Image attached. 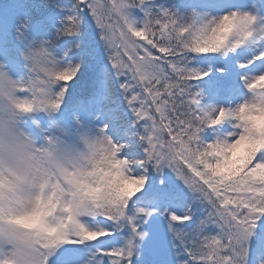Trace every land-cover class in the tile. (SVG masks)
<instances>
[{
    "label": "snow or ice",
    "instance_id": "1",
    "mask_svg": "<svg viewBox=\"0 0 264 264\" xmlns=\"http://www.w3.org/2000/svg\"><path fill=\"white\" fill-rule=\"evenodd\" d=\"M8 3L0 8V68L21 75V50L43 56L62 41L66 66L55 75L68 83L48 107L59 119L79 114V138L96 124L117 145L109 200L52 225L61 231L42 264H264V148L256 149L254 123L264 112V0ZM229 52L234 67H217L218 76L191 66ZM225 121L232 131L218 127ZM206 130L228 134L206 141ZM135 148L141 155L130 158ZM149 169L170 170L182 187L153 184ZM181 197L179 214L159 207ZM15 236L0 220V238ZM26 247L7 264H30Z\"/></svg>",
    "mask_w": 264,
    "mask_h": 264
},
{
    "label": "clouds",
    "instance_id": "2",
    "mask_svg": "<svg viewBox=\"0 0 264 264\" xmlns=\"http://www.w3.org/2000/svg\"><path fill=\"white\" fill-rule=\"evenodd\" d=\"M251 3L255 7L258 0ZM31 52L19 53L23 74L0 68V220L16 233L13 239L0 238V264L23 245L30 264H42L43 252L61 231L53 232L52 225L66 214L107 203L118 159L113 137L100 125L89 124L90 135L79 138L77 122L84 123L79 114L59 119L48 107L68 83L55 75L66 66L64 51L54 42L47 55ZM67 59L76 62L71 52ZM41 115L47 124L37 119ZM254 123L260 129L258 150L264 148V112Z\"/></svg>",
    "mask_w": 264,
    "mask_h": 264
},
{
    "label": "trees",
    "instance_id": "3",
    "mask_svg": "<svg viewBox=\"0 0 264 264\" xmlns=\"http://www.w3.org/2000/svg\"><path fill=\"white\" fill-rule=\"evenodd\" d=\"M64 3H70L71 0H63ZM157 3H162L164 4L166 7H169L172 5L173 0H157ZM9 7V3L8 0H0V8H3L5 11L7 10V8ZM62 41H57V44H61ZM77 50H73V53H75ZM99 52L101 54V56L103 55V46L100 45L99 47ZM225 56H217L216 59L213 60H209V59H205V58H194L191 61V66L193 68H198V69H202V70H206V69H213L212 71H209L211 75L216 74L218 76V73H216L215 69L217 67H224L226 65L225 62ZM78 79H83V77H79ZM207 79V77L205 78ZM75 83V82H74ZM73 91H78V88H73ZM203 103L207 106L209 105V99L207 97V95L205 96ZM212 135H214L213 132H211L210 130H206L205 132H203L201 134V138L205 139L207 141V138L211 137ZM141 155V152L139 150V148H135L132 150V154L130 158H139V156ZM146 175H148L149 180L153 182V184H158L159 180H160V176L161 173H157L155 171H153L152 169H149L148 172L146 173ZM162 180L165 181V187H168L170 185L172 186H178L181 187L179 185V182L176 178V176L170 171V170H164V179L162 178ZM166 203H170L172 205H175L177 207H182L184 209L186 203H187V198L186 197H181L178 198L176 200H173L171 202L169 201H165ZM143 206V204H142ZM204 211V209L200 206H197V213H202ZM161 226H163V220L160 221ZM177 254V253H175ZM182 258V257H181Z\"/></svg>",
    "mask_w": 264,
    "mask_h": 264
},
{
    "label": "rangeland",
    "instance_id": "4",
    "mask_svg": "<svg viewBox=\"0 0 264 264\" xmlns=\"http://www.w3.org/2000/svg\"><path fill=\"white\" fill-rule=\"evenodd\" d=\"M242 47L251 48L253 46L252 45H244ZM237 51H240V49H238ZM230 55H231L232 62L230 60H228L227 64L231 63V66L234 67L233 60H234L235 53L231 52ZM213 76H214V74H213ZM218 127L226 128V129H228V131H232L231 124L228 121H225L221 126H218ZM227 134H228L227 132H216V136L214 138L215 139H221L224 135H227ZM162 175H164V172H162ZM160 180H162V176H160Z\"/></svg>",
    "mask_w": 264,
    "mask_h": 264
}]
</instances>
